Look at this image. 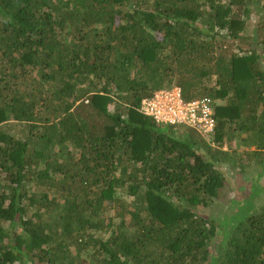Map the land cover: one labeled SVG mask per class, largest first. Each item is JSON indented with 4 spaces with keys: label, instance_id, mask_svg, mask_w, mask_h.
Wrapping results in <instances>:
<instances>
[{
    "label": "trees",
    "instance_id": "16d2710c",
    "mask_svg": "<svg viewBox=\"0 0 264 264\" xmlns=\"http://www.w3.org/2000/svg\"><path fill=\"white\" fill-rule=\"evenodd\" d=\"M174 87L210 137L141 113ZM263 178L264 0H0V264H264Z\"/></svg>",
    "mask_w": 264,
    "mask_h": 264
},
{
    "label": "built area",
    "instance_id": "2783aa9c",
    "mask_svg": "<svg viewBox=\"0 0 264 264\" xmlns=\"http://www.w3.org/2000/svg\"><path fill=\"white\" fill-rule=\"evenodd\" d=\"M140 111L158 123L187 126L205 137L216 129L215 102L209 98L187 101L179 87L154 92L143 100Z\"/></svg>",
    "mask_w": 264,
    "mask_h": 264
},
{
    "label": "rangeland",
    "instance_id": "374dc122",
    "mask_svg": "<svg viewBox=\"0 0 264 264\" xmlns=\"http://www.w3.org/2000/svg\"><path fill=\"white\" fill-rule=\"evenodd\" d=\"M257 16L254 15L250 20H248L249 30H251L257 23ZM251 32V31H250ZM184 133V131H182ZM225 150H228L225 148ZM230 153L235 152L240 155H247L248 152H252L253 149L246 150L244 147L240 145L239 139L233 140L231 146H229ZM255 164L247 165L244 170L245 172H241L240 169L237 172V169L232 166H223L222 172L226 175V186H225V193L222 195L221 199L216 201L215 207L216 212L215 214L218 215L219 221L227 220L226 214H229V217L235 215V213L240 209L239 207H246L249 202H244L245 199L252 198V192L254 186L253 177L254 174L260 171V167L256 161H252ZM254 170V171H253ZM259 185L261 186V193L253 200L254 207H260L264 205V178L260 180ZM118 196H121L125 200L131 201V198H128L124 193L121 191L119 192ZM245 205V206H244ZM246 211V209H244ZM221 232V231H220ZM84 257H87L84 254Z\"/></svg>",
    "mask_w": 264,
    "mask_h": 264
},
{
    "label": "crops",
    "instance_id": "0c3cea01",
    "mask_svg": "<svg viewBox=\"0 0 264 264\" xmlns=\"http://www.w3.org/2000/svg\"><path fill=\"white\" fill-rule=\"evenodd\" d=\"M227 148V147H226Z\"/></svg>",
    "mask_w": 264,
    "mask_h": 264
}]
</instances>
